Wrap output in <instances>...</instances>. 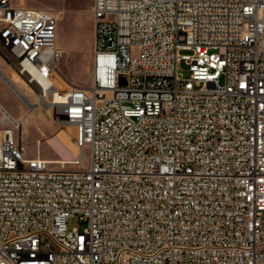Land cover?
<instances>
[{"label":"built area","instance_id":"built-area-1","mask_svg":"<svg viewBox=\"0 0 264 264\" xmlns=\"http://www.w3.org/2000/svg\"><path fill=\"white\" fill-rule=\"evenodd\" d=\"M93 14L92 83L61 88L56 10L0 0V56L48 91L82 164L21 162L0 122V264H264V0Z\"/></svg>","mask_w":264,"mask_h":264},{"label":"rangeland","instance_id":"rangeland-1","mask_svg":"<svg viewBox=\"0 0 264 264\" xmlns=\"http://www.w3.org/2000/svg\"><path fill=\"white\" fill-rule=\"evenodd\" d=\"M13 1L19 5L49 7L56 10L58 14V44L62 49V57L58 65V74L56 75L57 82L61 88H67V83L82 87L89 86L92 83L94 66V0ZM181 53L189 54L191 51L183 50ZM4 55L9 57L6 51ZM0 68L1 104L6 106L15 116H24L27 120L21 129L16 128L17 135L24 140L27 147L26 156L28 158L39 156L43 159L64 158L73 160L78 158L81 152L75 143V127L60 123L51 108L52 104L45 98L35 103V106L39 107V111H31L30 107L32 106L28 104L26 95L24 97V94H20V91L16 90V86L28 94L33 101L39 99L38 94L34 93L23 83L19 75L11 70L1 58ZM180 71L185 78H189L191 75L189 65L185 60H182L180 64ZM4 75L10 78L9 81L6 78L4 79ZM219 81L223 84L224 77L222 76ZM14 84L16 85L15 87ZM36 91L38 92L37 89ZM81 166L82 164L69 163L64 167L80 168ZM77 225L82 226L83 229L86 224L79 222L77 218L70 220V227Z\"/></svg>","mask_w":264,"mask_h":264},{"label":"bare ground","instance_id":"bare-ground-1","mask_svg":"<svg viewBox=\"0 0 264 264\" xmlns=\"http://www.w3.org/2000/svg\"><path fill=\"white\" fill-rule=\"evenodd\" d=\"M0 58H1V56H0ZM3 58L6 59L7 62H5V60H3ZM3 58H1V59L4 61V63L11 70H13L15 73H17L14 64L11 63V61H8L7 60L8 57L7 56H4ZM0 71H1V68H0ZM19 77H20V79H21V81L23 83H25L32 91L34 90L36 92V94H38V96H39V92L36 91L35 86H33V85L28 84L27 82H25L24 78L21 77L20 75H19ZM5 78L8 79V81L10 79L7 75H4V79ZM15 86L16 85L14 84V87ZM17 89H18V91H20V94H22V95L24 94V97L26 95V100L28 101V104H30L32 106V107H30V110L33 111V112L39 111V107H36L35 106V103L38 102L39 100H43L45 98V95L48 93V91H46L45 94L39 96V99L37 101H33V99H31L28 94H26L23 90H21L19 87L16 86V90ZM16 95H17V93H16ZM50 104H52V102H50ZM41 107L42 108H45L43 106H41ZM0 110H1L0 122H6V123L12 122V123H14V125H16L17 128H20V129L27 122L26 117H24V116H22V117L15 116L6 106H4L3 104H1V102H0ZM47 110H49V108H47ZM35 114L37 115V113H35ZM78 159H79V156H78V158L73 159V160L72 159H64V158H49V159H44V161H49V163H51V164H57V165H63V166H65L66 164H69V163H76ZM21 162H34V157L28 158L26 156V153H21Z\"/></svg>","mask_w":264,"mask_h":264}]
</instances>
